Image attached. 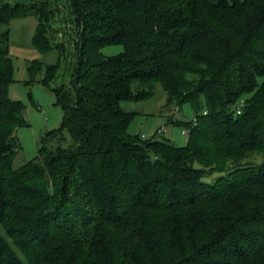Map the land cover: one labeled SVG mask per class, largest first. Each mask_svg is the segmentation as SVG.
Listing matches in <instances>:
<instances>
[{
  "label": "trees",
  "instance_id": "obj_1",
  "mask_svg": "<svg viewBox=\"0 0 264 264\" xmlns=\"http://www.w3.org/2000/svg\"><path fill=\"white\" fill-rule=\"evenodd\" d=\"M31 14L35 48L58 54L46 137L69 143L16 167L7 26ZM158 87L194 111L167 116L185 145L128 131L121 103ZM0 264H264V0H0Z\"/></svg>",
  "mask_w": 264,
  "mask_h": 264
},
{
  "label": "rangeland",
  "instance_id": "obj_2",
  "mask_svg": "<svg viewBox=\"0 0 264 264\" xmlns=\"http://www.w3.org/2000/svg\"><path fill=\"white\" fill-rule=\"evenodd\" d=\"M61 7V6H60ZM65 7L62 4L61 11ZM63 12V13H62ZM58 13L53 20V28L58 34V41L65 39V10ZM37 19L34 15L12 19L7 28L9 30V55L13 61L14 82L8 87V95L24 105L23 117L27 125L17 128L15 135L21 145L13 164L19 167L38 154V148H55L58 145L67 146L68 143L62 136L46 137L47 132L59 127L63 110L56 104L52 91L43 83L44 68L58 60L56 51L41 54L33 45L32 37L36 28ZM66 27H69L66 25ZM72 27V26H71ZM122 45L109 44L102 47L105 55H114L122 51ZM38 61L42 69L30 78L28 65L31 61ZM31 79V80H30ZM58 81L52 82L56 85ZM122 107L136 114L128 125V131L133 135L146 138L161 126H165L164 136L176 145H185L187 134L175 123L167 122V116L176 115V119L189 121L194 116L192 107L186 103L178 109L177 114L173 107L166 105L165 94L158 87L155 94L144 101H123ZM161 135V137L163 136Z\"/></svg>",
  "mask_w": 264,
  "mask_h": 264
},
{
  "label": "built area",
  "instance_id": "obj_3",
  "mask_svg": "<svg viewBox=\"0 0 264 264\" xmlns=\"http://www.w3.org/2000/svg\"><path fill=\"white\" fill-rule=\"evenodd\" d=\"M175 114H177V112H178V109H175ZM240 112V110L239 109H237V113H239ZM162 129V131H165V128H161ZM182 132L183 133H185L186 132V130H182Z\"/></svg>",
  "mask_w": 264,
  "mask_h": 264
}]
</instances>
